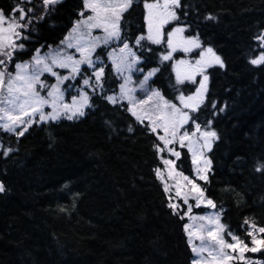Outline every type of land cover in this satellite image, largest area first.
<instances>
[{"label": "snow or ice", "instance_id": "1", "mask_svg": "<svg viewBox=\"0 0 264 264\" xmlns=\"http://www.w3.org/2000/svg\"><path fill=\"white\" fill-rule=\"evenodd\" d=\"M66 3L0 0V131L19 141L36 126L77 121L102 107L119 114L128 132L151 142L163 209L187 237L190 264H264L247 255H264V225L243 213L242 223L227 222L210 188V154L221 136L209 80L226 65L196 30L195 6L188 0H75L58 42L39 43L40 27ZM253 40L247 62L264 70V31ZM4 136L0 158L10 159L18 149ZM253 171L264 176V156ZM7 191L0 180V194ZM194 209L213 211L197 215Z\"/></svg>", "mask_w": 264, "mask_h": 264}, {"label": "trees", "instance_id": "2", "mask_svg": "<svg viewBox=\"0 0 264 264\" xmlns=\"http://www.w3.org/2000/svg\"><path fill=\"white\" fill-rule=\"evenodd\" d=\"M188 2L198 10L201 39L226 65L209 80L221 136L210 154V188L227 222L247 216L264 225V176L253 171L264 156V70L247 62L253 36L264 31V0ZM74 5L67 0L40 27L39 43L58 42ZM208 14L217 19L204 21ZM127 123L102 107L77 121L36 126L19 141L0 131L18 149L0 158L8 189L0 194V264H190L187 237L163 209L151 142Z\"/></svg>", "mask_w": 264, "mask_h": 264}, {"label": "rangeland", "instance_id": "3", "mask_svg": "<svg viewBox=\"0 0 264 264\" xmlns=\"http://www.w3.org/2000/svg\"><path fill=\"white\" fill-rule=\"evenodd\" d=\"M66 121V120H65ZM70 122H73V121H70ZM195 210L196 209H194V214H197V215H202V214H205V213H207V212H211V211H213V210H211V209H203V211L202 212H200V213H195ZM197 243H198V241H197ZM257 254V253H256ZM249 257H251V258H253L252 257V253H248L247 254Z\"/></svg>", "mask_w": 264, "mask_h": 264}]
</instances>
